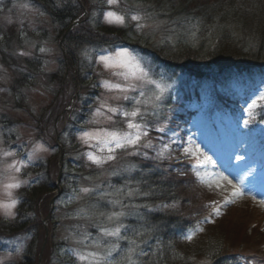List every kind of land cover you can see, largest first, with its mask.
I'll list each match as a JSON object with an SVG mask.
<instances>
[{"label": "rangeland", "instance_id": "1", "mask_svg": "<svg viewBox=\"0 0 264 264\" xmlns=\"http://www.w3.org/2000/svg\"><path fill=\"white\" fill-rule=\"evenodd\" d=\"M43 1L54 10L67 2L79 5V23L64 29L31 3L0 0V49L5 53L0 52V203L10 202L4 185L20 182L19 188L10 190L11 198L17 200L12 209L14 215L6 216L0 208V219L7 222L16 219L19 191L31 189L44 180L47 168H51L52 173L47 176L48 189L53 197L58 188L60 194L53 207L50 200L41 206L44 216L38 215L36 219L28 214L24 217L28 223L26 230L12 234L0 231V264H21L27 251L29 258L43 257L39 264H89V252L103 254L112 243L118 244V249L110 259L120 260L130 245L127 241L122 242L126 239L104 236L103 229L111 230L117 226L121 229L125 211H130L134 197L127 184L118 189L111 188L112 184L118 183L114 179L119 178L116 174L112 180L114 174L111 173L114 170L121 173L134 158L145 159L153 151L157 154L160 146L170 150L166 154L171 156L173 163H191L195 174L199 171L204 175V181L196 176L205 186L209 187L205 181L212 178L209 188L215 192L213 198L221 201L218 213L224 212L227 206L236 207L230 211L233 215L238 211L235 218L223 225L232 232L231 239L241 234L238 231L241 223L255 225L256 229L264 228V204L261 203L264 201V121L257 126L256 123L252 125L251 120L264 106V98H261L264 75L235 72L211 77L209 73L199 71L200 68H168L141 51L115 47L114 39L105 40L108 43L105 47L82 45L76 49L73 38L65 41L67 33L86 35L102 24L117 28L132 26L137 29V36H151L160 42L165 38V25L132 20L134 15L140 17L138 11L133 14L128 6L133 0H118L114 5H109L108 0ZM109 11L123 16L124 23L109 22L106 18ZM128 12L131 15L126 18ZM121 52L133 57L134 65L138 64L139 68L134 65L108 68L100 61L101 56L116 58ZM71 57H75L79 66L73 65ZM34 58L41 64L38 75L28 77L23 84L18 80V72L26 71L16 66L24 65L25 59L32 61ZM141 70L147 75L142 77ZM76 72L82 78L79 83ZM243 81L254 89L250 96L237 102L235 94L232 101L227 102L229 108L241 112L238 120L231 119L228 113H215L216 95L229 99L227 86L239 88L237 86L243 85ZM105 83L119 85L124 91L106 88ZM156 96L160 99L156 100ZM199 100L203 101L204 107L196 104ZM189 102L198 114L185 131L187 114L183 106ZM101 104L105 107L101 108ZM108 107L118 111L109 113ZM133 109L140 111L141 115L134 122L142 125L147 136L135 147L118 149L113 145L111 155L114 159L102 166L93 164L86 154L91 152L106 157L108 149L100 151L103 145L97 146L95 139L84 143L81 135L85 131H131L127 127L129 118L123 113ZM98 110L99 116L96 115ZM210 122H215V128L209 127ZM226 128L230 129L228 138H225L228 136ZM167 138L175 144L169 147ZM37 145L47 151L34 152ZM215 146L220 149L219 154ZM186 148L198 149L197 156L185 155ZM5 153L13 155L6 156ZM204 157L211 162L205 161ZM13 163L18 167L21 163L26 166L17 172L8 169ZM219 177H227L232 184ZM57 178L58 185L55 183ZM233 184L243 195H232ZM82 188L90 191L84 193ZM197 190L192 186L187 192L193 196ZM113 214L118 218L109 221L108 216ZM203 218L201 224L204 227L197 233L200 237L214 220L211 213ZM257 240L251 236L247 243ZM96 242L101 245L99 249L94 246ZM72 250L84 255L85 260H77ZM257 256H264V248L258 250Z\"/></svg>", "mask_w": 264, "mask_h": 264}, {"label": "trees", "instance_id": "2", "mask_svg": "<svg viewBox=\"0 0 264 264\" xmlns=\"http://www.w3.org/2000/svg\"><path fill=\"white\" fill-rule=\"evenodd\" d=\"M23 1L41 9L64 29L77 25L81 19L77 4L67 2L54 10L43 0ZM133 1L128 5L133 14L138 11L137 15L144 21L165 25L163 41L156 42L151 36L141 37L142 34L137 36V29L132 26L117 28L103 24L86 35L67 33L65 41L73 38L77 49L82 45L105 47L108 44L105 40L114 39L115 47L141 51L168 68H200L199 71L211 77L235 72L264 75V0H136L140 7ZM129 15L128 12L125 17ZM0 52L5 55L1 49ZM70 59L73 65L79 66L75 57ZM22 63L16 67L26 71L18 72V80L24 84L28 77L38 75L41 64L36 58ZM76 74L79 83L82 78ZM40 77L44 79V75ZM243 82L245 85L237 86L239 90H247L246 81ZM233 94L227 100L216 95L217 109L229 107L227 102L232 101ZM190 104L183 106L185 112H192ZM251 120L257 126L264 121V106ZM168 139L167 145L173 146L175 142ZM164 147H157V154L155 151L147 154L148 161L134 158L121 173L115 170L111 173L112 180L119 174L114 179L118 183L111 188L127 184L133 192L130 211H125L126 217L122 220L121 235L127 237L122 242L135 239L139 244L133 256L138 264H264V256H257L258 250L264 248V228L241 223L238 227L241 234L231 239L232 232L223 225L237 215L238 211L234 215L230 212L235 206H227L228 209L217 214L221 201L213 198L215 192L200 182L191 163H173L166 154L170 150ZM47 170L39 184L19 191L17 217L10 222L0 219L1 232L12 234L26 230L28 223L24 217L28 214L39 218L41 206L47 204L51 194L47 179L48 174L52 176L51 168ZM192 186L198 189L193 196L187 192ZM209 213L214 217L213 224L205 227L200 237L197 233L204 227L203 216ZM189 233L193 234L191 241L185 238ZM251 236L258 240L247 243ZM28 253L21 264H37L38 258H29Z\"/></svg>", "mask_w": 264, "mask_h": 264}, {"label": "snow or ice", "instance_id": "3", "mask_svg": "<svg viewBox=\"0 0 264 264\" xmlns=\"http://www.w3.org/2000/svg\"><path fill=\"white\" fill-rule=\"evenodd\" d=\"M118 2V0H108V4L109 5H114ZM106 18L108 19L109 22H117L120 24L124 23L125 18L123 16L117 15L114 12L109 11L106 14ZM132 20L134 21H139L141 19V17L139 16H132L131 17ZM41 51H44V49H41ZM23 55V53H22ZM100 61L104 64L105 67L111 68V67H127V66H133L134 65V58L131 57L127 52H121L117 54L116 58H112V57H108V56H101L100 57ZM136 68H139L138 64L134 65ZM146 73H143L141 70V76L144 77L146 76ZM151 82V81H150ZM106 88L109 89H120L119 85H112V84H108L105 83L104 85ZM120 91H124V89H120ZM125 99H127V97H124ZM261 98H264V93L261 94ZM156 100H159L160 97L156 96L155 97ZM137 103H140L139 101ZM255 103V101L253 102ZM101 108H104L105 105L101 104L100 106ZM107 111L109 113H116L118 110L116 108H112V107H108ZM96 115H101V112L98 110ZM123 115L128 119V123H127V127L128 129H130L131 131H124V132H105V131H101V132H88L85 131L80 139L84 142V143H88L90 140L95 139L97 141V146L103 145V147H100V151H104V148L108 149L109 155H107L106 157L104 156H98V155H94L91 152L87 153V158L95 165L97 166H102L104 163H106L108 160H112L114 159V156L111 155V153L114 151L113 145L115 148L118 149H123L126 148L128 146H132L135 147L137 146L142 137L147 136V132L143 129L142 125L140 123L134 122L135 118L140 116L141 113L138 109H133L131 112H125L123 113ZM158 130H162V129H158ZM191 143V141H190ZM148 146V145H145ZM47 151V149H44L43 146L41 145H37L36 148L34 149L35 151ZM197 152L198 149L193 150L191 148H186L184 149V153L185 155L188 156H197ZM6 156L9 155H13L12 153H5ZM200 155H203L202 153ZM198 158V157H197ZM32 159V156H29V160ZM205 161H207L208 163H210V159L208 157H204ZM26 165L24 163H21L19 165V167L17 166V164L13 163V164H9L8 165V169H15V171L19 172L21 167H25ZM194 171H196V169H193ZM196 175L202 180H205L204 175H202L199 171H196ZM211 179L209 178L207 181L209 187H211ZM219 179L225 180L228 182V184H232V181L228 180L227 177H219ZM13 180H15V178L13 177ZM6 191H7V195L10 198V202L9 203H0V208L4 209L5 215L6 216H13L14 213L12 212V209L15 208L16 204H17V200L12 197V193L10 190L12 189H16L20 187V182L19 181H15L13 183H8L4 185ZM232 187L235 189V191L232 193L233 196H239V195H243V192L240 190V188H238L236 185H232ZM82 192L84 193H88L90 191V189L88 188H82L81 189ZM129 195H131V193H129ZM230 202V201H226ZM262 204H264V201H261ZM217 214H219L217 212ZM118 216L117 214H113V215H109L108 216V220L112 221L114 219H117ZM202 230V229H200ZM103 235L104 236H108V237H114L117 240L119 239H127V237H124L121 235V229L119 226L112 228L111 230H109L108 228H104L103 229ZM142 235V233H141ZM187 240L191 241L193 238V234L189 233L186 237ZM129 243V248L126 251V254L123 255L121 257L120 260L117 261H113L110 259V257L112 256L113 252L116 251L118 249V244L116 243H112L110 247H108L106 250H104L103 254H100L99 252H89L87 254L89 259V264H138L137 260L133 259V256L136 254V249L139 248V244H137V241L135 239H129L128 240ZM97 249H99L101 247L99 242H96L94 245ZM73 251V255L76 256V259L79 261H84L85 260V256L81 255L77 252H75V250Z\"/></svg>", "mask_w": 264, "mask_h": 264}]
</instances>
